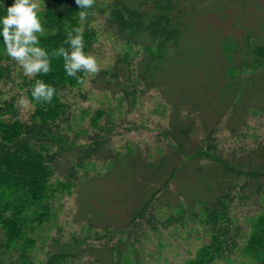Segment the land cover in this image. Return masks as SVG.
Masks as SVG:
<instances>
[{
	"label": "trees",
	"instance_id": "obj_1",
	"mask_svg": "<svg viewBox=\"0 0 264 264\" xmlns=\"http://www.w3.org/2000/svg\"><path fill=\"white\" fill-rule=\"evenodd\" d=\"M176 1L96 0L94 7L86 10L89 13L87 21L81 24L78 18L81 9L75 0H35L44 27L43 35L37 34L40 46L51 57V53L63 44L66 27H82L86 53L90 52L99 34L110 35L127 49L134 47L142 53L134 64L118 56L110 71H100L95 76V83L100 77L105 83L113 80L120 87L118 91L127 93L132 74L135 81H140L146 88L155 86L168 91L166 86L155 81L160 69L165 73L163 64L179 42L177 16L184 6ZM13 3L14 0H0V18L7 14V7ZM2 27L0 24V29ZM254 53L257 55L254 61L243 62L231 73L238 85L230 86L224 82V94L231 102H237L244 86L252 85L254 81L245 75V68H250L253 73L264 64V45L259 49L254 47ZM15 63L6 54L3 36L0 35V264L83 262L93 246L72 236L70 240L38 251L39 230L52 215L54 201L80 178V167L96 160L113 165L123 157H131L133 167L139 163L154 166L153 172L158 174L160 188L164 190L171 179L186 172L184 166L187 162H195L192 173L199 176L207 192L202 196L189 194L190 200L185 197L186 203L179 202L175 206L178 215L174 219L183 216L185 220L194 219L207 229L208 239L197 249L194 260L187 264H214L217 261L264 264L263 145L256 142L249 146L240 144L223 152L211 144V136L191 141L192 125L182 122L179 109L184 104L177 103L173 105L177 121L171 120L168 126L169 137L175 140L171 151L161 153L154 162H145L131 153L118 155L111 146L109 128L101 125L93 133L81 130L77 114L64 99L63 92L78 85L86 73H77L81 77L79 80L68 76L63 58L51 57L52 71L30 79L22 69L14 70ZM36 79L56 89L50 104L37 103L32 98L31 89ZM8 84L16 85L29 100L31 109L25 117L19 113L17 99L5 95ZM191 105L192 111H197V107L193 103ZM246 108L249 109L248 106ZM234 127L230 129L231 134L237 133ZM170 157L176 159L173 165L169 163ZM200 160L205 162L200 163ZM146 185L147 182L144 183ZM160 188L147 189L146 197L132 210L130 221L135 222L137 217H142L148 227H156ZM245 205L253 208L239 223L235 210ZM98 260L103 263L98 256L93 264H100Z\"/></svg>",
	"mask_w": 264,
	"mask_h": 264
},
{
	"label": "rangeland",
	"instance_id": "obj_2",
	"mask_svg": "<svg viewBox=\"0 0 264 264\" xmlns=\"http://www.w3.org/2000/svg\"><path fill=\"white\" fill-rule=\"evenodd\" d=\"M176 3L184 6L177 16L179 42L163 64L165 73L160 69L155 81L168 91L155 86L146 88L131 74L127 93H123L113 80L105 83L100 77L95 83V76L87 74L78 85L63 92L80 120L79 127L93 133L105 125L118 155L131 153L145 162H154L161 153L172 150L168 126L171 120L177 121L173 105L181 103L184 105L179 109L180 118L193 128L191 141L211 136V144L223 152L253 142L264 146V64L253 73L245 68V75L254 81L244 86L237 102H231L224 94V82L238 85L231 74L235 68L245 61H254V47L264 45V0ZM90 52L96 56L101 71H110L118 56L134 64L142 50H129L112 36L101 33ZM14 70L21 68L15 63ZM105 85L108 87H102ZM4 93L17 99L22 116L29 113L31 104L16 85H6ZM191 103L197 111H192ZM232 127L237 133H230ZM172 162L176 159L170 157L171 165ZM194 164L187 162L186 172L171 179L166 190L160 188L154 166L139 163L133 167L131 157L120 158L113 165L101 160L85 164L78 171L80 178L54 201L52 215L39 230L37 250L77 236L81 243L93 246L78 264H93L98 256L102 264H187L208 239L207 229L194 219H174L178 215L175 206L184 203L185 197L190 200L189 194L202 196L207 192L199 176L192 173ZM151 187L160 188L157 215L161 220L156 221L155 228L148 227L142 217L130 221L132 210ZM250 208L253 207L245 205L235 210L239 223Z\"/></svg>",
	"mask_w": 264,
	"mask_h": 264
},
{
	"label": "clouds",
	"instance_id": "obj_3",
	"mask_svg": "<svg viewBox=\"0 0 264 264\" xmlns=\"http://www.w3.org/2000/svg\"><path fill=\"white\" fill-rule=\"evenodd\" d=\"M81 9L79 21H87V9L94 7L96 0H75ZM7 14L0 18V35L3 36L6 54L22 69L25 76L32 79L37 75H47L52 71L51 57H62L63 67L68 76L77 78V73L96 76L101 67L95 55L84 51L82 27H66L63 44L51 53L40 46L39 36L43 35L44 27L38 16L39 5L35 0H14L7 7ZM64 45H67L66 48ZM56 94L54 86L36 79L31 89L32 98L37 103L50 104Z\"/></svg>",
	"mask_w": 264,
	"mask_h": 264
}]
</instances>
